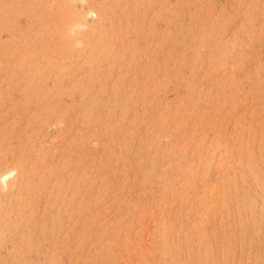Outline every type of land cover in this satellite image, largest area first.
<instances>
[{"label":"rangeland","instance_id":"374dc122","mask_svg":"<svg viewBox=\"0 0 264 264\" xmlns=\"http://www.w3.org/2000/svg\"><path fill=\"white\" fill-rule=\"evenodd\" d=\"M0 264H264V0H0Z\"/></svg>","mask_w":264,"mask_h":264},{"label":"bare ground","instance_id":"6f19581e","mask_svg":"<svg viewBox=\"0 0 264 264\" xmlns=\"http://www.w3.org/2000/svg\"><path fill=\"white\" fill-rule=\"evenodd\" d=\"M5 178V177H4Z\"/></svg>","mask_w":264,"mask_h":264}]
</instances>
